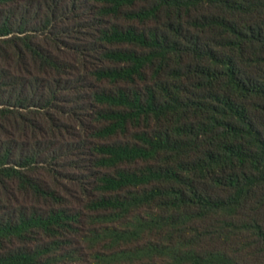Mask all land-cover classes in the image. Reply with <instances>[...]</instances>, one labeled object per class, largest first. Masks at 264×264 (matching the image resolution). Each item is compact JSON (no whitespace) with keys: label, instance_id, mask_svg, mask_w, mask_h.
Wrapping results in <instances>:
<instances>
[{"label":"trees","instance_id":"trees-1","mask_svg":"<svg viewBox=\"0 0 264 264\" xmlns=\"http://www.w3.org/2000/svg\"><path fill=\"white\" fill-rule=\"evenodd\" d=\"M0 264H264V0H0Z\"/></svg>","mask_w":264,"mask_h":264}]
</instances>
